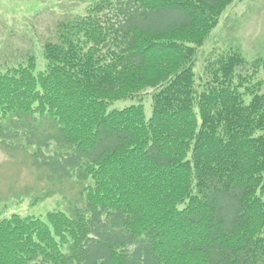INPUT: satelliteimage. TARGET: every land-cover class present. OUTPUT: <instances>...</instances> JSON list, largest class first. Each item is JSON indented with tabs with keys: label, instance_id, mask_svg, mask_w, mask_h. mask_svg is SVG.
<instances>
[{
	"label": "trees",
	"instance_id": "trees-1",
	"mask_svg": "<svg viewBox=\"0 0 264 264\" xmlns=\"http://www.w3.org/2000/svg\"><path fill=\"white\" fill-rule=\"evenodd\" d=\"M80 1L40 58L0 68V144L81 189L0 208V264H264V62L234 48L195 72L235 0ZM150 88V117L113 107Z\"/></svg>",
	"mask_w": 264,
	"mask_h": 264
},
{
	"label": "rangeland",
	"instance_id": "rangeland-1",
	"mask_svg": "<svg viewBox=\"0 0 264 264\" xmlns=\"http://www.w3.org/2000/svg\"><path fill=\"white\" fill-rule=\"evenodd\" d=\"M90 3L80 0H0V35L3 38L0 40L4 47L0 68L22 62L29 52L40 58L42 45L54 37L57 23L86 14ZM234 48L249 60L250 67L257 59L264 62V0H235L222 13L217 26L197 51V83L205 76L206 60ZM259 81L263 82L260 90L264 92V63L254 82ZM153 92L150 88L143 96L120 101L113 107L122 108L137 102L142 105L143 102L149 117L154 108ZM33 151L32 148L28 151L10 148L7 152L0 145V208L3 216L13 212L45 215L56 208L68 210L70 203L79 198L81 189L75 181L55 185L45 178L46 169L36 167L38 164L31 155Z\"/></svg>",
	"mask_w": 264,
	"mask_h": 264
}]
</instances>
